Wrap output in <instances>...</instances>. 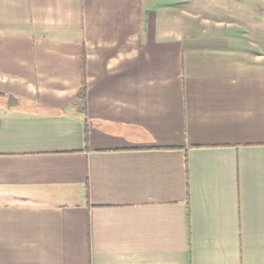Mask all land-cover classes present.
<instances>
[{
    "label": "crops",
    "instance_id": "crops-1",
    "mask_svg": "<svg viewBox=\"0 0 264 264\" xmlns=\"http://www.w3.org/2000/svg\"><path fill=\"white\" fill-rule=\"evenodd\" d=\"M215 1L0 0V264H264V9Z\"/></svg>",
    "mask_w": 264,
    "mask_h": 264
},
{
    "label": "rangeland",
    "instance_id": "rangeland-1",
    "mask_svg": "<svg viewBox=\"0 0 264 264\" xmlns=\"http://www.w3.org/2000/svg\"><path fill=\"white\" fill-rule=\"evenodd\" d=\"M221 2L226 4L227 0H221ZM221 2H219V3H221ZM194 3H196V5L197 4L203 5V4L207 3L211 6V5L218 3V1L216 2L215 0H155L154 5L157 8H160L163 6H169L171 9L175 8V10L180 13V11H178V10H180L183 5L187 6V4H188V5L192 6V5H195ZM254 4H258V5H254ZM238 6H239V8L248 7V6H250V7L257 6V7L264 9V0H259V1H256V0H238ZM174 15L175 14L173 13V14H170V16H169L172 21L176 20Z\"/></svg>",
    "mask_w": 264,
    "mask_h": 264
},
{
    "label": "trees",
    "instance_id": "trees-1",
    "mask_svg": "<svg viewBox=\"0 0 264 264\" xmlns=\"http://www.w3.org/2000/svg\"><path fill=\"white\" fill-rule=\"evenodd\" d=\"M86 91H87L86 83L83 82V85H82L81 90H80V92H79V96H78V98H77L78 101H80V102H82V103L85 102V99H87V98H86Z\"/></svg>",
    "mask_w": 264,
    "mask_h": 264
}]
</instances>
